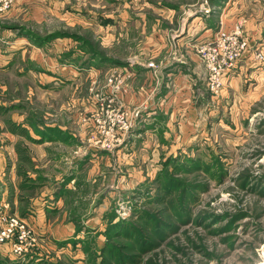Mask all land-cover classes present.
Here are the masks:
<instances>
[{
    "label": "rangeland",
    "instance_id": "1",
    "mask_svg": "<svg viewBox=\"0 0 264 264\" xmlns=\"http://www.w3.org/2000/svg\"><path fill=\"white\" fill-rule=\"evenodd\" d=\"M225 1L227 12L239 11L241 0L162 2L192 8L203 18L210 17L208 23L215 27L219 19L213 9L223 14ZM44 4L39 0V10L45 11ZM235 15L238 18V12ZM27 19V24L13 32L23 36L25 42L8 51V55L16 51V63L9 64L6 73H0V117L5 120L0 132L5 129L14 133L9 130L14 128L8 120L17 124L25 119L24 123H33L38 131L39 127L45 133L52 128L51 134L60 137V146L50 151L48 160L26 162L28 166L47 163L48 173L42 169L35 181H30L32 175H25L31 177L28 180L36 185L38 194L48 189L59 199L46 204L44 194L39 198L41 204L31 207L36 217L40 211L45 213L46 218L41 217L38 225L32 218L6 210L10 218L27 228L21 242L14 238L0 242L12 244L16 257L6 258L19 264H264V76L257 83L249 82L248 74L244 79L236 77L232 83L228 78L219 92H211L207 84L210 93L199 112L207 128L204 133V129L196 128L190 139L177 141L163 135L169 142H150L145 150L142 143H137V155H133L135 146L126 143L133 134L131 128L119 132L122 143L111 150L101 148L95 138L92 142L85 139L82 144L80 121L85 125L86 137L101 135L97 117L105 116L101 112L106 108L102 111L101 103L107 95L116 94L122 104L114 103L113 109L121 108L132 121H138L140 113L134 116L123 99V88L134 73L130 68L116 73L124 77L117 88L109 81L116 77L115 72L107 70L102 79L95 73L93 65L98 64L94 60L111 49L95 42L93 31L80 39L78 33L68 30L58 34L72 36L74 45L65 49L69 44L53 37L55 30L48 34L47 26L33 27L34 21ZM241 21L237 20L231 30L221 27L233 31ZM245 22L244 35L264 55V47L253 43ZM200 43L192 45L198 57ZM33 53L40 55V63L35 62ZM134 53L142 55V46L129 47V54ZM47 58L56 64H67L58 71L60 76L39 73L51 69ZM246 60L251 65L264 66V60L241 62ZM148 65L157 69L153 61ZM81 66L92 72V77L87 71L80 74L77 69ZM49 93L54 97L50 99ZM88 102L92 108L85 110L82 105ZM121 147L129 153H119ZM91 148L97 151L92 153ZM82 157L88 161L92 158L91 162L84 166L88 161ZM68 175L71 181L66 187ZM34 188L24 187V195L34 192ZM25 205L21 211L24 216L30 213ZM47 205L55 206L51 213L45 212Z\"/></svg>",
    "mask_w": 264,
    "mask_h": 264
},
{
    "label": "crops",
    "instance_id": "2",
    "mask_svg": "<svg viewBox=\"0 0 264 264\" xmlns=\"http://www.w3.org/2000/svg\"><path fill=\"white\" fill-rule=\"evenodd\" d=\"M42 1L45 2V11L39 10V0H16L9 10L0 14V73H6L9 71L6 70L8 65L16 63L17 59L14 58L16 51L11 55H8V51L25 42L26 39L22 38L23 36H17L13 32L21 27L20 25L27 24V17L34 21L32 22L33 27L47 26L48 34L59 33L60 30L63 33L68 30L78 33L79 36H87V32L93 31L92 38L95 42L100 43L104 48L109 46L111 49L110 53L106 52L94 60L98 65L94 64L93 67L96 66L94 69L99 78L102 79V74L109 69L110 72L122 74L130 68L134 73L132 79L123 88V99L126 106L134 111V116L138 112L141 115L137 122L133 119V134L126 141L131 147L135 146L131 150L133 155H137V143H142L145 150L150 142L166 143L168 137L163 135L177 138L179 141L195 134L196 128H202L203 133L205 132L207 124L204 119H200L199 112L202 104L207 101L206 95L210 92L207 88L206 68L194 53L193 43H200L214 35L221 26L231 30L235 27L237 20L245 19L244 28L250 31L253 43L261 48L264 47V0H241L239 11L235 10V13L238 12L236 19L233 10L227 12L228 1H225L222 6L223 11L221 10L223 14L218 12V9H213V14L219 19L215 27L213 23L209 25L210 17L203 18L204 15L192 11V8L186 10L187 8L182 6H166L163 0ZM97 9L101 12H95ZM56 24L58 30L54 28ZM70 37L59 36L57 40L63 41V44H69L65 47L67 49L74 45ZM132 45L142 46V55L129 54V47ZM144 46L148 48L145 50ZM123 51L126 53L124 54ZM32 56L36 63H40V55L35 56L33 53ZM47 61L51 69H44L39 73L50 74L53 77L60 76L58 71L64 70L67 65L56 64L49 58ZM150 61L156 64V70L148 65ZM248 62L247 60L240 62L238 67L236 66L231 71L230 83L234 82L236 77L244 79L247 74L249 82L257 83L264 76V66L251 65ZM55 67L57 70H54ZM84 68L86 67L81 66L77 70L81 74L87 71ZM248 70L250 71L246 73ZM87 73L92 77V72L87 71ZM49 94L50 99L54 97L51 93ZM82 106H86V110L90 104L88 102ZM24 121L25 119H22L17 124L25 127L29 134L7 133L5 129L0 132L2 136L0 140L3 142L0 143V211L8 210L12 215L32 218L38 225L41 217L46 218L45 213L44 211L38 212L37 220L36 213L31 207L40 205L39 198L44 194L46 195L43 199L47 198L46 204L49 200H58L59 197L54 191L51 192L48 189H42L39 192L41 194H38V188H34L36 185H31L32 183L28 180L31 177L25 175H32L33 180L30 181H35V175L40 171L43 173L42 169L45 170L48 167L47 163L46 166L35 165V163L33 166H28L30 161L36 162L38 158L48 160L50 151L60 146L58 144L61 139L54 135L39 133L43 132V127H39L38 131L37 128H33ZM4 123L5 120L0 117L2 127ZM84 128L85 125L80 121L79 134L82 144L85 139L86 142L90 139V136L86 137ZM126 147H121L119 153H129ZM96 151L91 148L92 153ZM150 151H152L151 148L148 152ZM130 157H132L131 154ZM85 159L83 161H88ZM91 159L85 162L84 166L91 162ZM26 162L29 164L27 165ZM79 163L82 164V160ZM75 169L76 166L69 173L71 176ZM47 173L48 171L45 170V174ZM71 176L67 177L66 187L71 181ZM24 187L34 188V192L25 196ZM24 204L27 206L28 210H26L30 212L25 216L21 214ZM47 207L50 211L46 209L45 212L51 213L55 206L47 205ZM41 212L43 213L39 215ZM12 250L11 243L0 244V258L8 256L14 259L16 256Z\"/></svg>",
    "mask_w": 264,
    "mask_h": 264
},
{
    "label": "built area",
    "instance_id": "3",
    "mask_svg": "<svg viewBox=\"0 0 264 264\" xmlns=\"http://www.w3.org/2000/svg\"><path fill=\"white\" fill-rule=\"evenodd\" d=\"M15 3L16 0H0V14L9 10ZM244 22L242 20L237 24L233 31H227L221 27L214 35L201 41L197 47L199 57L207 69V84L211 92H219L225 86V80L230 77L231 71L243 59L259 62L264 60L262 51L257 47L254 49L249 39L244 35L242 30ZM128 77L130 76L128 75ZM123 78L116 75L109 81L116 83L118 88L122 85ZM103 101L101 109L103 111L106 108V111L101 112V114L105 113V116L101 118L99 114L97 117L101 135L94 134L89 141L92 142V138H95V142L101 144V148L111 150L116 144L122 143V139L118 137L119 132L130 131L133 123L128 117V113L122 111L121 108H112L114 103H120L116 94L112 93L105 96ZM120 105L122 104L120 103ZM10 216L5 210L0 212V242L12 238L20 240L22 234L27 230L21 221L18 223L15 218H10Z\"/></svg>",
    "mask_w": 264,
    "mask_h": 264
},
{
    "label": "trees",
    "instance_id": "4",
    "mask_svg": "<svg viewBox=\"0 0 264 264\" xmlns=\"http://www.w3.org/2000/svg\"><path fill=\"white\" fill-rule=\"evenodd\" d=\"M58 34H63V33H61V32H59V33H55V35L53 36V37H55V38H57V37H59V35ZM80 37L81 36H79V39H80ZM9 121V124H11L12 125V127L14 128V129H9V130H11L12 132H14V133H21V131H22V134H29V132H28V130L25 128V127H21V125H18V124H16V123H11L12 121L11 120H8ZM31 122V121H30ZM29 125L30 126H32L33 128H36L35 126H34V124L33 123H29ZM18 128V129H17ZM23 128V129H22ZM52 129V128H51ZM51 129H47V131L48 132H43L44 134H47V135H50V136H52V130ZM19 130V131H18ZM52 133V134H51ZM25 188H27V187H25ZM28 189H30V188H28ZM65 192V191H64ZM7 258H5V259H0V264H19V263H14L12 260H10V259H7Z\"/></svg>",
    "mask_w": 264,
    "mask_h": 264
}]
</instances>
